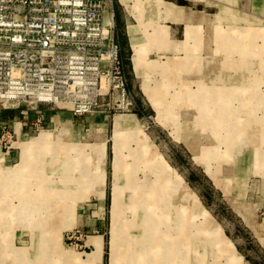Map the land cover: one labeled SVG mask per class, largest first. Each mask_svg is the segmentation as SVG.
<instances>
[{"label":"rangeland","instance_id":"374dc122","mask_svg":"<svg viewBox=\"0 0 264 264\" xmlns=\"http://www.w3.org/2000/svg\"><path fill=\"white\" fill-rule=\"evenodd\" d=\"M157 1L126 0L120 4L119 0H112L117 39L126 58L125 72L136 102L134 115H116L105 122H73L71 136L67 128L47 131L62 137L61 146L56 149L60 158L67 159V164L70 158L75 166L85 165L87 174L83 176L81 170H72L68 164L66 174L48 176V182L57 187L51 190L52 194H64V200L48 194L50 208L25 220L17 214L27 191L22 187L31 188L27 194L42 202L44 183L36 184L38 177L33 182L34 176L30 177L26 170L20 176L27 181L31 178L28 184L16 175L0 179L5 192L0 199V264H81L94 251L96 239L103 245L102 264H134L136 233L131 232V238L126 236L129 241L124 250L128 251L118 262L112 237L114 184L126 182V174L118 177L112 167L117 119L125 120L118 125V131L121 139L126 138L119 160L128 165L127 173L136 166L130 176L132 181L140 185L153 179L159 186V176L148 167L158 157L170 177L178 182L170 208H166L170 216L160 223L162 231L176 229L188 239L184 258L178 264H264V0H200L194 5L193 9L206 13L202 15L207 19L202 21L195 40L199 46H191L195 49L187 52L185 61H194L188 56L192 53L195 62L215 64L217 70L200 72L206 76L199 82H195L196 75H189L188 88H171L163 102L161 96L166 88L164 91L160 87L156 76L146 82L140 76L133 77L128 39L132 31L128 29V33L126 29L135 26L129 10L133 14L140 5L142 8L149 2L152 6ZM188 31L193 33L194 29ZM173 54H167L166 60H177ZM211 82L216 87L206 93L207 102H196L200 94L194 92ZM153 84L156 86L151 92L144 89V85ZM6 130L0 133V172L11 175L15 167L17 171L22 168V151L15 148L16 140L7 137ZM134 134L149 146V156L145 154L142 159L148 165L142 161L136 165L132 158L135 153L131 156L139 145L132 139ZM101 142L105 147L103 157L93 150ZM54 151L50 149L49 157ZM63 179L67 181L64 183ZM126 216L130 218L129 214ZM38 220L42 222L36 224ZM146 251L150 252L148 248ZM145 256H141L142 264H148Z\"/></svg>","mask_w":264,"mask_h":264},{"label":"built area","instance_id":"2783aa9c","mask_svg":"<svg viewBox=\"0 0 264 264\" xmlns=\"http://www.w3.org/2000/svg\"><path fill=\"white\" fill-rule=\"evenodd\" d=\"M115 25L112 0H0L1 107L135 113Z\"/></svg>","mask_w":264,"mask_h":264},{"label":"crops","instance_id":"0c3cea01","mask_svg":"<svg viewBox=\"0 0 264 264\" xmlns=\"http://www.w3.org/2000/svg\"><path fill=\"white\" fill-rule=\"evenodd\" d=\"M119 1L120 4H123V1L126 0H119ZM207 2L210 3L211 0H204V3ZM156 3H157L156 5L153 3L152 6L151 4H149V2L145 3L142 8L140 5V9L136 8L135 11L133 10L134 11L133 14L131 10H129V17L131 21L135 23V26H127L126 29L127 31L128 29L132 31L129 34L128 39H129V47L131 53L130 66L134 73L133 77L136 78L140 76L143 79V81L146 82L150 78L156 76L161 81L160 87L164 89V91L166 88L165 93H163L161 96L162 99L161 102H163L166 101V99H164L163 96L165 95L167 96L169 94L168 91L171 88L173 89L175 86L176 89L178 90L181 88L182 90H184L183 88H188L187 82L190 80L188 78L189 75H196L195 82L196 81L199 82L201 77L204 78L206 76V75L201 76L203 75L202 74L203 71L217 70V68L215 64L212 65V63L201 64L195 62L196 58L195 55L192 53L188 54V56L192 57L194 61L191 62L185 61L186 60L185 56L187 55V52L188 53L192 52L193 49H195L194 47L193 49H191V46L195 45L196 38L197 37L199 38L202 21L204 19H207V17L202 15V14L206 15V13H201L200 11H195L193 9L194 5L196 3H201V1L200 0H158ZM207 15L211 16V14H207ZM149 27H150V32L148 31ZM189 28L194 29L193 33H189L188 31ZM189 37L191 40H189ZM188 40H189L188 42L189 44H187ZM199 44L200 42L196 43V46H199ZM134 47L140 50L141 66L137 68L138 70L135 68L132 58ZM169 53H174L173 55L177 56L178 59L173 61L172 60L167 61L166 58L168 57L167 54ZM122 57L124 58L125 61L126 59L125 55L122 54ZM153 57L158 60H160L161 58H165V59L162 61H154L153 59L152 60L150 59ZM222 69L224 68L221 67V70ZM174 71H176L177 74L173 73ZM197 73H199L200 75L199 77ZM197 77L198 79H196ZM208 81H210V79ZM204 85L209 88V92L212 91V88L216 87L215 84H213L212 82L209 84L205 83ZM144 86H146L144 87V89H147L146 90L147 92L148 91L151 92L150 90H154L156 85L153 84L152 86L149 85H144ZM128 88L129 90H131L129 81H128ZM201 88L202 87L200 85L199 89L197 88V91L194 92V94L200 92ZM177 95L180 96L179 93ZM196 102L198 101L196 100ZM107 118L109 117L105 114H94V115L76 117L73 116L69 111L57 110V109L42 110L39 113H29L28 115H23L18 110H9L1 107L0 133L1 131H3V129H7V132H9V134L16 140V142H14L13 144V145L15 144L17 145L15 146V148H18L22 151V161L24 162V157L27 152L26 147L28 146L27 145L25 147V145L29 144L32 139L38 138L42 133H50L47 131L52 128H60V129L67 128L68 135L71 136L73 130L70 127L73 126L72 125L73 122L84 123L89 120L105 122ZM36 119H41V123L38 129L36 127H33V123H35ZM130 119L133 118L130 117ZM123 123H125V120L121 121L119 126H121V124ZM61 139L52 140V142L47 143L50 149L52 148L55 151L53 152V155L51 154L50 157L49 155L48 157H46V159L44 160L45 166H42L43 171L45 172L48 169L53 170L50 173L47 174L45 173V175L47 176L45 180L46 184L44 183L45 187H49L48 185H51L52 187L50 188H54V189L57 188L55 187L56 185L54 183L50 184L48 182V176L56 173L66 174V167L68 169V164L71 166L72 170H74L73 169L74 167L78 169L79 168L84 169L85 171L87 170L86 166L83 164L82 165L80 164V166L79 165L75 166L74 162L70 160V158L68 164H66L67 159L65 160L60 158V153L56 152V149L60 145ZM99 145L101 146L104 145V142H101L100 144H98V146ZM98 146L96 147L94 146L93 149L94 148L97 149ZM2 155H5L3 151H2ZM28 157L30 158L32 157V159L27 160L26 162H24V164H22L23 163L22 162L19 165L21 166L22 164L23 170H26L27 173L29 172L30 174L33 173L36 168L40 167V163L37 160L35 154L32 155L28 153ZM53 159L55 161H58V163L59 162L62 163L64 161L65 162L64 169L54 170L51 167H49L48 165L49 160H53ZM44 162H42V164H44ZM15 169L18 170V168L15 167L13 172H17V170ZM87 172L88 170L85 172V174H87ZM16 177L20 178L21 181L22 177L20 176V174L16 175ZM62 181L65 183L67 179H63ZM64 187L65 186L62 183L61 188ZM96 242L100 243V240L96 239L95 243ZM102 263H103L102 257L99 262H95V264H102Z\"/></svg>","mask_w":264,"mask_h":264},{"label":"bare ground","instance_id":"6f19581e","mask_svg":"<svg viewBox=\"0 0 264 264\" xmlns=\"http://www.w3.org/2000/svg\"><path fill=\"white\" fill-rule=\"evenodd\" d=\"M133 62L136 69L141 66L140 50L136 47H134ZM205 88H207V86H204V88H202L199 92L200 95L196 97L197 101L201 104L206 103L208 100L206 93L209 91V89H205ZM208 103L210 104L212 102L208 101ZM120 122L121 120L119 119L116 120V126L113 135L114 162L112 164V167H113L114 175L116 174V176L120 177L121 174L124 175L126 174L125 175L126 182L123 183V185L115 183L112 192V208H111L112 237L116 245V250H118V255L115 259V262L121 261L125 253L128 251L127 249L124 250V248H125V242L129 241L128 237L131 238L132 236L131 232H135V233L137 232L136 256H135L134 264H142L143 262L141 256L144 254L147 256V257L145 256L144 259H147L148 264H178L179 260L181 261L184 258L183 249L188 239L185 240L183 237H181L176 229H172L171 231H162L160 228V223L164 220L167 221L170 216L166 208H170V204H171L170 198L175 195L174 194L176 192L175 183L178 182L175 180V178L172 179L170 177L168 168L164 165V163H162V161L158 157H155L154 158L155 160L149 163V165L147 164V162H143L144 160L142 159L145 157V154L149 156L148 153L149 146L147 145L146 141L143 138H140L136 134L132 136V139L135 142H138L139 145L136 150L137 152H132L131 156L135 153L136 156L134 155L132 158L135 161L136 165H138L140 161H142L145 165H148L149 169L151 170V173L153 175L159 176L160 183L158 186V184L154 182L153 179H149L145 184H140V185L132 181L130 176H132V172L135 170L136 166L134 165V170L132 169L130 170L129 173H127L126 170L128 168V165H124L119 160L121 159L120 150L125 145L124 144L125 141L123 140H126V138L121 139L119 137L118 125L120 124ZM56 139L60 140L61 137L57 135L54 136L51 133H42L38 138L32 139L29 144L26 145L24 144L25 147L28 145L26 147L27 152L24 157V162L30 159V157H28V153H30L32 155L35 154L37 160L40 163L39 168H36L32 174H28L30 177L34 176V178L35 177L39 178V180L38 178L33 179V182L38 180L36 184H38L39 181L46 184L45 180L47 176L45 175V173L47 174L53 171L51 169H48L45 172L43 171L42 166H45L44 160L45 157H48L50 151V147L48 146L47 143L52 142V140H56ZM94 149L95 151L97 150V152L102 155L101 157H103L104 145L102 146L99 145L97 149L96 148ZM24 162L22 164H24ZM42 162H44V164H42ZM48 165L54 170H57L58 166H60L61 169L63 170L65 167V162L63 161L62 163L61 162L58 163V161H55L53 159V160H49ZM21 169H23V166ZM21 169L20 171L14 172L12 174L10 173L11 175H7L6 173L0 172V179L5 180V178H8V176L19 175L24 171ZM79 170H81V174L85 173L84 169L79 168ZM43 176H45V178L42 179ZM30 179L31 178H29V180ZM21 180L23 183L27 181L24 178H22ZM28 181L26 182L27 184ZM154 187H156L155 190H153ZM22 188L26 189L27 191H25L26 195L23 197L24 199L23 203L21 206H19L20 210H18L17 214L23 216L22 217L23 220L33 215H36L37 212H40L44 208L45 209L50 208V204L49 202H47V198L49 197L48 194H52L51 190L53 188L46 187V189H44L43 192L44 195L42 196V199H40V200H44L42 202H37L38 199L36 196L34 197L32 196V194H27L28 192L31 191V188L29 187H22ZM3 189L5 190V187ZM4 194L5 192L1 190L0 187V199L1 197L5 196ZM51 196L55 199L61 197L64 200L65 198L64 194L58 196L57 194L56 195L52 194ZM125 196L128 197L126 202H124L126 198ZM35 206L38 208L37 210H34ZM42 212L43 210L40 213ZM128 214L130 215L129 219L126 216ZM39 221L40 220L36 221L35 223L37 224V222L39 223ZM41 222L42 221H40V223ZM124 231H127L126 235L124 234ZM129 232L130 234H128ZM138 234H140L142 238H138ZM127 235L128 237H126ZM41 240L43 239L41 238ZM95 246L96 247L94 251H92L88 255L86 261L81 262V264H94L95 262H99L101 260L102 252H103L101 242L96 243ZM146 248L149 249L150 251L149 253L146 251ZM130 263L132 264V262Z\"/></svg>","mask_w":264,"mask_h":264},{"label":"trees","instance_id":"16d2710c","mask_svg":"<svg viewBox=\"0 0 264 264\" xmlns=\"http://www.w3.org/2000/svg\"><path fill=\"white\" fill-rule=\"evenodd\" d=\"M121 53H122V50H121ZM121 57H122V54H121ZM122 59H123V62H124V58L122 57ZM125 63V62H124Z\"/></svg>","mask_w":264,"mask_h":264}]
</instances>
